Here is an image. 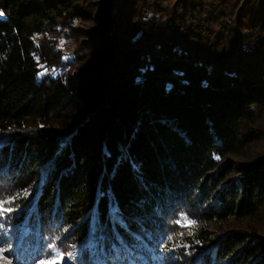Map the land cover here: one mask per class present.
Wrapping results in <instances>:
<instances>
[{
	"label": "trees",
	"instance_id": "obj_1",
	"mask_svg": "<svg viewBox=\"0 0 264 264\" xmlns=\"http://www.w3.org/2000/svg\"><path fill=\"white\" fill-rule=\"evenodd\" d=\"M0 12V199L18 197L15 240L59 235L67 252L95 226L129 243L147 232L164 264H264V0ZM157 240L195 255L169 261Z\"/></svg>",
	"mask_w": 264,
	"mask_h": 264
},
{
	"label": "snow or ice",
	"instance_id": "obj_2",
	"mask_svg": "<svg viewBox=\"0 0 264 264\" xmlns=\"http://www.w3.org/2000/svg\"><path fill=\"white\" fill-rule=\"evenodd\" d=\"M0 15H3V13L0 12ZM216 159H219V157L217 156ZM130 166L134 171H139L134 160H130ZM115 174L116 169L114 168L112 176L114 177ZM101 194L103 195V193ZM29 195L28 190H24V198ZM17 199V196L0 199V262H4V264H36L37 260L42 264H164V261L155 259L150 254L148 242L145 239L147 232L144 236L131 232L132 242L129 243L120 238L118 233H114V238H109L93 226L88 231L87 240L79 246L72 247L67 252L62 247L61 236L59 235L55 238L44 237L40 232L33 234L25 229L24 236L32 235L33 238L27 240V242L23 237L15 240L13 236L14 226L7 223V221L15 213L22 210L19 206H11L16 203ZM29 206L26 204L24 207ZM117 212V206L113 205L112 220L114 223L119 221L123 226L124 222L120 220ZM174 222L180 224L179 220ZM172 239V235L166 237L167 241H172ZM196 243H199V241H196ZM181 247L184 249L183 256L191 260L196 249L194 245L188 243L183 245L176 243L168 248L165 241L157 240L151 252H155L157 249L160 251L166 250L168 253L166 259L173 261L180 259V257H173L171 254ZM86 254L87 259L85 258ZM41 256L46 257V259H41ZM192 264H197V262L193 261Z\"/></svg>",
	"mask_w": 264,
	"mask_h": 264
},
{
	"label": "rangeland",
	"instance_id": "obj_3",
	"mask_svg": "<svg viewBox=\"0 0 264 264\" xmlns=\"http://www.w3.org/2000/svg\"><path fill=\"white\" fill-rule=\"evenodd\" d=\"M229 226H231V227H237V228H244L243 227L244 224L237 225V223L236 224L234 223V225L233 224H229ZM0 264H4V262H0Z\"/></svg>",
	"mask_w": 264,
	"mask_h": 264
},
{
	"label": "clouds",
	"instance_id": "obj_4",
	"mask_svg": "<svg viewBox=\"0 0 264 264\" xmlns=\"http://www.w3.org/2000/svg\"><path fill=\"white\" fill-rule=\"evenodd\" d=\"M39 264H42V262H39Z\"/></svg>",
	"mask_w": 264,
	"mask_h": 264
}]
</instances>
